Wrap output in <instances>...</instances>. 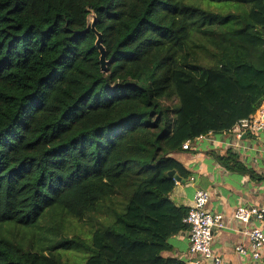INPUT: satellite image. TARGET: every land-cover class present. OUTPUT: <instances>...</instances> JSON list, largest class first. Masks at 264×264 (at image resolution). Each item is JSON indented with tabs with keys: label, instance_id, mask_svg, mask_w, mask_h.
I'll return each instance as SVG.
<instances>
[{
	"label": "trees",
	"instance_id": "1",
	"mask_svg": "<svg viewBox=\"0 0 264 264\" xmlns=\"http://www.w3.org/2000/svg\"><path fill=\"white\" fill-rule=\"evenodd\" d=\"M263 105L264 0H0V264H188L174 154Z\"/></svg>",
	"mask_w": 264,
	"mask_h": 264
},
{
	"label": "crops",
	"instance_id": "2",
	"mask_svg": "<svg viewBox=\"0 0 264 264\" xmlns=\"http://www.w3.org/2000/svg\"><path fill=\"white\" fill-rule=\"evenodd\" d=\"M174 156L187 177L175 182L169 197L175 205L189 208L197 189L209 192L207 209L222 213L225 225L214 229L211 241V250L222 264H264V247L261 258L253 259L248 239L240 232L241 224L233 218L240 205L264 207V131L240 137L229 131L214 132ZM249 225L262 228L255 219ZM168 245L162 255L186 262L191 258L186 230L168 238ZM237 245L244 247L245 254L235 250Z\"/></svg>",
	"mask_w": 264,
	"mask_h": 264
},
{
	"label": "built area",
	"instance_id": "3",
	"mask_svg": "<svg viewBox=\"0 0 264 264\" xmlns=\"http://www.w3.org/2000/svg\"><path fill=\"white\" fill-rule=\"evenodd\" d=\"M228 131L236 137L244 133L264 131V105L257 114L239 119ZM213 133V131H208L192 139H186L182 148H188L195 140L211 137ZM208 201L209 192L205 189H197L192 205L183 218V222L188 225L186 231L191 257L187 261L188 264H198L199 261L206 264H222L221 258L211 250V241L214 229L225 226L223 215L220 212L209 211ZM233 218L241 224L240 232L248 239L251 257L260 259L264 247V207L240 205L234 210ZM252 219L258 220L262 228L250 226ZM235 250L242 254L246 252L242 245L235 246Z\"/></svg>",
	"mask_w": 264,
	"mask_h": 264
},
{
	"label": "rangeland",
	"instance_id": "4",
	"mask_svg": "<svg viewBox=\"0 0 264 264\" xmlns=\"http://www.w3.org/2000/svg\"><path fill=\"white\" fill-rule=\"evenodd\" d=\"M75 228L72 230L74 234H88L90 230H92L95 227V224L92 221L87 220L85 218L84 220L80 222L73 223ZM85 253L81 251H66L62 252L63 261L67 262L68 264H81V262L85 258Z\"/></svg>",
	"mask_w": 264,
	"mask_h": 264
},
{
	"label": "water",
	"instance_id": "5",
	"mask_svg": "<svg viewBox=\"0 0 264 264\" xmlns=\"http://www.w3.org/2000/svg\"><path fill=\"white\" fill-rule=\"evenodd\" d=\"M87 23L89 25V27L91 28V30L94 32L95 34V42L94 45L96 46L98 52H99V63H100V68L102 71L106 70V65H107V59L105 56V49L104 46L102 44V39H101V33L98 32L95 29V18L93 16V14H89L87 16ZM168 174L172 177L175 178L176 181H182L181 177L178 176L174 170H171L168 172Z\"/></svg>",
	"mask_w": 264,
	"mask_h": 264
}]
</instances>
